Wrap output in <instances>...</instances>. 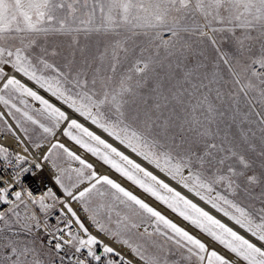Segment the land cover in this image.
<instances>
[{"label":"snow or ice","instance_id":"obj_1","mask_svg":"<svg viewBox=\"0 0 264 264\" xmlns=\"http://www.w3.org/2000/svg\"><path fill=\"white\" fill-rule=\"evenodd\" d=\"M9 69L223 213L256 243L70 119ZM0 81V104L24 121L48 136L68 121L63 134L80 147L243 264H264V0H0ZM17 94L38 101L49 124L12 103ZM57 150L82 166L71 170L75 181L58 163ZM12 155L0 145V264H231L62 143L39 160ZM46 165L67 199L53 187L36 195L24 184ZM70 201L128 255L92 234Z\"/></svg>","mask_w":264,"mask_h":264},{"label":"built area","instance_id":"obj_2","mask_svg":"<svg viewBox=\"0 0 264 264\" xmlns=\"http://www.w3.org/2000/svg\"><path fill=\"white\" fill-rule=\"evenodd\" d=\"M8 74L17 75V78L20 79L22 83H25L28 87H31L33 91H36L39 95L43 96L45 99H48L50 103L54 104V106L61 108L62 111H65L70 119H76L78 123L86 126L88 129L95 132L89 126L90 123L87 122V120H85L78 113H75L73 110L69 109L67 105H65L62 101L57 100L55 97H52L50 93L45 92L43 89L39 87V85L35 84L32 81H28L26 77L16 74L10 69L8 70ZM8 124L10 126L9 131H4L0 129V145H3L10 150V152L13 154L12 155L13 160L15 158V154L17 153L20 155L28 156L29 160L33 159L34 157L37 160H39L40 156L47 152V150L51 147L53 142L59 141L64 143L63 130L67 127L68 121H61L56 134L49 141L41 143L43 147L40 149H36L34 146H32L30 142L24 137V135L13 124L9 122ZM92 126L95 127L94 125ZM66 145L68 147L73 148L76 155L80 156L83 159L88 160L93 165V169L96 171L97 174H103V172L98 169L97 161L93 162L92 160H90L89 159L90 156L87 154V152L84 149L76 148L75 146L73 147L71 143ZM25 148L27 149V152L24 151ZM28 166H29L28 164H24V167H28ZM0 167H2V162H0ZM51 175H52V170L46 165L44 172L40 176L38 177H33L32 175L26 176L24 179V184L26 186H29L36 195H40L46 187H53V190L57 192V195L67 199L66 197L63 196L62 190H60L59 187L54 184V181L50 179ZM41 178H43V182H41ZM81 187L82 185H80L79 188L76 189L75 191H79ZM70 202L72 204L73 209L77 211L78 215L81 216L85 224L89 226L92 234L94 235L100 234L104 236L103 234L99 233L93 225H91L90 221L87 220L86 214L83 212L79 202H75V201H70ZM56 207L58 209L61 206L57 204ZM69 219H71V217H69ZM52 223H55L54 218L52 220ZM73 231H76L75 225H73ZM248 235L251 236V234ZM252 238L254 239V242L253 241L251 242L256 243V239L254 237ZM106 239L108 240V242L104 241L105 243H108L116 247L118 250L122 251L126 256L128 255V251L124 246L120 245L118 242H115L111 238H106ZM220 254L223 255V253ZM223 256L226 259H228L231 262V264H241V261L237 257H235V254L231 252H229L228 255L226 256L223 255Z\"/></svg>","mask_w":264,"mask_h":264},{"label":"crops","instance_id":"obj_3","mask_svg":"<svg viewBox=\"0 0 264 264\" xmlns=\"http://www.w3.org/2000/svg\"><path fill=\"white\" fill-rule=\"evenodd\" d=\"M0 82H1V81H0ZM1 87H2V85H1ZM29 98H31V97H29ZM31 100L36 102V100H34V99H32V98H31ZM37 102H38V101H37ZM38 103H39V102H38ZM0 107H1V109L3 110V112H4L5 115H6V116H5V115L0 111V113L3 114L4 119H5V117H7V118H8V119H9V120L15 125V127L18 129L17 125L14 123V121L11 119V117L8 115V113L5 111V109L3 108V106H2L1 104H0ZM83 118H84V117H83ZM84 119L87 120L86 118H84ZM5 120H6V119H5ZM87 122H89L90 124H92L90 120H87ZM90 124H89V125H90ZM92 125H94V124H92ZM92 125H90V126L93 127ZM83 126H84V125H83ZM94 126H95V127H93V130H94L95 132L91 131L90 129H89V131L95 133L96 135H99V136H100L102 139H104L107 143H110V144H112L113 147L117 148L118 151L123 152L125 155L129 156L130 159L134 160L136 163H139L142 167H144L143 164H141L138 160H136L135 158H133V157L130 155V154L132 153L133 155L137 156L135 153L131 152L130 149L125 148L123 145H121V144L119 143V141L115 140L113 137H109V136L107 135V133L103 132L102 129L97 128L96 125H94ZM84 127H86V126H84ZM66 128H67V127H66ZM86 128H87V127H86ZM18 130H19V129H18ZM57 130H58V128H54V133H55V134H56ZM64 130H65V129H64ZM64 130H63V133H64ZM96 130H97V131H96ZM19 131H20V130H19ZM71 131L73 132V135L81 136L82 139H84L85 141L88 140V138L85 137V136H83L81 133H79L78 130H76V129H72ZM100 132L103 133L105 136L102 135V134H100ZM53 136H54V135L50 136L49 139H48L47 141H49ZM63 137H64V140H65L66 142L71 143L73 147L75 146L76 148L84 149V148L80 147V145L76 144L75 141L71 140L69 137L65 136L64 134H63ZM106 137H109L111 140L117 142L119 145H121L123 148H125L127 151H129L130 154H129L128 152H125L124 150H122L120 147H118V146H117L115 143H113L110 139L108 140V138H106ZM57 142H59V141H55V142H53V143H57ZM53 143H52V144H53ZM59 143H62V142H59ZM62 144H64V146H65L66 148H68L71 152L75 153V151H74L73 148L68 147L65 143H62ZM84 150L87 152V154H88L92 159H94L95 161H97L99 164H101V165L104 166L105 168L109 169V171H110V173H111V174L103 173V174H98V175H101V176L106 175V176H108L110 179H112V180H114L115 182L119 183V184H120L122 187H124L126 190L131 191V192H132L134 195H136L138 198H140V199L144 200L146 203H148L149 206L155 208L157 211H160L161 214L164 215L166 218H168V219L171 220L172 222L176 223L179 227L184 228L186 231H188L191 235H193V236L196 237L197 239H200L203 243L206 244V246L208 247V249H209L210 251H211V250H215V251H217V250H216V248L209 247V246L207 245L206 241L202 240L199 236L195 235V234H194L191 230H189L187 227H191V228H192L193 230H195L197 233L202 234L203 236H205L209 241H210V240L213 241V243H214L215 245H217L218 247H221L222 249H225L223 245H220L218 242L212 240V238L209 237L206 233L202 232L199 228H197V227H195L194 225H192L189 221L184 220L183 217H181V216L178 215V213L173 212L171 209H169V208L167 207V205H165V204H163L162 202L156 200V198L153 197V196H151L149 193L144 192V190L141 189L138 185L133 184V183H132L131 181H129L126 177L122 176V175H121L120 173H118L115 169H113L110 165H107V164L103 163V161L100 160L97 156H93V155H92L90 152H88L86 149H84ZM57 151L59 152V156H60V158H59V160H58V163L60 164V166H61L62 168H67V169L70 170V172H71V176H72V180L75 181V179H76L75 172H74V171H71V170H74V169H77V168H81L82 166L79 164L78 161L72 160V159H70L69 157H67V155L64 154V153L62 152V150H57ZM75 154H76V153H75ZM137 157L140 158V159H142L143 161H145L142 157H139V156H137ZM82 159H83V158H82ZM116 159L118 160V158H116ZM83 160H85L87 163H90V162H89L88 160H86V159H83ZM145 162H146L147 164H149L147 161H145ZM90 164H91V163H90ZM149 165H151V164H149ZM151 166L154 167V169H156L157 171H159L161 174H164V176H165L169 181H171L172 183H174V184L177 185L178 187L182 188L183 190L185 189L186 192H188L189 194H191L192 196H194L195 198H197V199H198L199 201H201L202 203L206 204L208 207H210L211 209H213L214 211H216L218 214H220L221 216H223L225 219L229 220L228 217H225V216L223 215V213L218 212L216 209L212 208L210 204H207V203H205L204 201H202V200H201L198 196H196L193 192H189L188 189L184 188V187H183L181 184H179L176 180H173L170 176L166 175L164 172H161L159 169L155 168L154 165H151ZM144 168H145L147 171L152 172V171L149 170L147 167H144ZM86 171H87V170H86ZM152 173H153V172H152ZM153 174L156 175L155 173H153ZM141 176H142V174H141ZM156 176H157L158 179L163 180L165 183H167L170 187H172V188L175 189L176 191H179V192L181 193V195H183V196H185L187 199L191 200V201H192L193 203H195L198 207H200V208L204 209L205 211L209 212L210 215H212V216H214L216 219L220 220V221H221L222 223H224L226 226L231 227L230 225H228L227 223H225L224 221H222L219 217H217L216 215H214L212 212L208 211L207 209H205L204 207H202L201 205H199L196 201H194V200L191 199L190 197H188V196H186L185 194H183V193H182L180 190H178L175 186H173L172 184L168 183L166 180L162 179V178L159 177L158 175H156ZM119 179H121V180H119ZM65 182L67 183L68 181L66 180ZM93 182H94V181H93ZM88 183H89V182L86 181L84 184H81L82 187H81L80 190H82L83 187L87 186ZM98 187H100V185H98ZM104 187H107V186H104ZM145 197H146V198H145ZM107 202L111 203L110 200H108ZM242 202L245 203V204L248 203V201H247V200H243V198H242ZM256 206L259 207V203H258V202H256ZM120 210L123 211L122 208H121ZM170 215H171V216H170ZM175 218L178 219V220H176ZM113 219H115V213H114V212H113ZM174 220H175V221H174ZM177 222H178V223H177ZM229 222L235 224V222L232 221V220H229ZM183 225H186L187 227H184ZM235 225H236L237 227L240 228L239 225H237V224H235ZM231 228H233V227H231ZM240 229H242V228H240ZM142 230H143V229H141V231H142ZM149 230L151 231V227L149 228ZM233 230L236 231L239 235H242V234H241L240 232H238L236 229L233 228ZM242 230L245 231V232H247L245 229H242ZM247 233H248V232H247ZM249 234H250V233H249ZM242 236H244V235H242ZM244 237H245V236H244ZM245 238H246V237H245ZM246 239H247V238H246ZM225 250H226V251H229V250H227V249H225ZM229 252H230V251H229ZM217 253H219V252L217 251ZM219 254H220V253H219ZM220 255H221V254H220ZM205 264H206V262H205Z\"/></svg>","mask_w":264,"mask_h":264},{"label":"rangeland","instance_id":"obj_4","mask_svg":"<svg viewBox=\"0 0 264 264\" xmlns=\"http://www.w3.org/2000/svg\"><path fill=\"white\" fill-rule=\"evenodd\" d=\"M21 99H23L25 101V103H23V104L20 103ZM12 103H15L17 105V107L21 108L22 111H28L30 115H32L36 119H39L42 123H45L46 125L49 124V121L47 119H45L44 116L40 115L38 109H41L42 106L37 101L36 102L32 101L31 98H29L27 96L21 97V96H19V94H17V96L13 98ZM1 105L3 106V108L5 109V111L7 113H9L10 111L12 113H15V117H13L9 114L8 115L11 117V119L17 125L20 132L24 135V137L30 142V144L32 146H34V144H36V143L41 144V143L47 142V140L49 139L50 136H48L47 134H44L42 129H40L37 125L31 124L30 121H24L22 116H21V113H16L15 109L11 108L10 105L8 107H6L3 104H1ZM17 120H20L21 123L23 124V126L28 129L27 133H25L24 131L21 130V128L17 124ZM0 129L4 130V131L10 130L9 124L4 119V117L2 119H0ZM29 137H31V139H29Z\"/></svg>","mask_w":264,"mask_h":264},{"label":"bare ground","instance_id":"obj_5","mask_svg":"<svg viewBox=\"0 0 264 264\" xmlns=\"http://www.w3.org/2000/svg\"><path fill=\"white\" fill-rule=\"evenodd\" d=\"M0 111L5 115V113L3 112V110L0 107ZM6 116V115H5ZM6 121H8L9 123L13 124L7 117H5ZM14 125V124H13ZM15 126V125H14ZM90 126V125H89ZM91 127V126H90ZM93 129V127H91ZM97 131V130H96ZM100 134L104 135L103 133L100 132ZM105 136V135H104ZM108 140L110 139L109 137ZM111 140V139H110ZM65 144H69V142H66L63 139ZM113 143H115L118 147H120L122 150H124L125 152H128L130 154L129 151H127L125 148H123L121 145H119L117 142L111 140ZM133 158H135L136 160H138L141 164H143L145 167H147L149 170H151L153 173H155L156 175H158L159 177H161L162 179L166 180L168 183L172 184L173 186H175L178 190H180L183 194H185L186 196L190 197L191 199H193L194 201H196L199 205H201L202 207H204L205 209H207L208 211L212 212L214 215H216L217 217H219L222 221H224L225 223H227L228 225H230L231 227H233L234 229H236L238 232H240L242 235H244L247 239H249L250 241L254 242V239L248 235L249 233L243 231L242 229H240L239 227H237L235 224L230 223L229 220L225 219L223 216H221L220 214H218L216 211H214L213 209H211L210 207H208L206 204L202 203L201 201H199L197 198H195L194 196H192L191 194H189L188 192L185 191V189L183 190L182 188L178 187L177 185H175L174 183H172L171 181H169L164 174H161L159 171H157L156 169H154V167H152L151 165L147 164L145 161H143L142 159L138 158L137 156L133 155L132 153L130 154ZM90 160H92L93 162L95 161L94 159H92L91 157L89 158ZM97 166L98 169L100 171H102L103 173L106 174H111L109 169L105 168L104 166H102L101 164H99L97 162ZM121 180V179H119ZM146 198V197H145ZM171 216V215H170ZM176 219V218H175ZM178 220V219H176ZM175 221V220H174ZM178 223V222H177ZM184 227H187L186 225H183ZM189 230H191L195 235L199 236L202 240L206 241L207 245L209 247L212 248H216V250L219 253H223V255H228L229 251H226L225 249H222L221 247H218L217 245H215L213 243V241H209L205 236H203L202 234L197 233L195 230H193L191 227H187ZM101 239H103L105 242H108V240L100 235L97 234ZM241 264H243V262H241Z\"/></svg>","mask_w":264,"mask_h":264},{"label":"water","instance_id":"obj_6","mask_svg":"<svg viewBox=\"0 0 264 264\" xmlns=\"http://www.w3.org/2000/svg\"><path fill=\"white\" fill-rule=\"evenodd\" d=\"M2 84H3V82L1 81V82H0V87H1Z\"/></svg>","mask_w":264,"mask_h":264}]
</instances>
